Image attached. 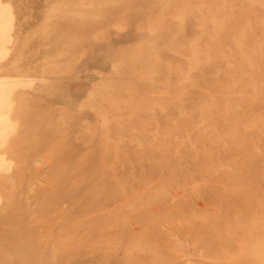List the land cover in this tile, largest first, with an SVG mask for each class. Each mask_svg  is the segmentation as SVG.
<instances>
[{
	"label": "rangeland",
	"instance_id": "obj_1",
	"mask_svg": "<svg viewBox=\"0 0 264 264\" xmlns=\"http://www.w3.org/2000/svg\"><path fill=\"white\" fill-rule=\"evenodd\" d=\"M0 264H264V0H0Z\"/></svg>",
	"mask_w": 264,
	"mask_h": 264
}]
</instances>
